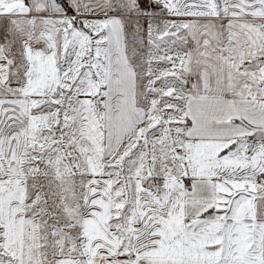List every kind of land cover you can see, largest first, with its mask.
<instances>
[{"label": "snow or ice", "instance_id": "snow-or-ice-1", "mask_svg": "<svg viewBox=\"0 0 264 264\" xmlns=\"http://www.w3.org/2000/svg\"><path fill=\"white\" fill-rule=\"evenodd\" d=\"M0 264H264V0H0Z\"/></svg>", "mask_w": 264, "mask_h": 264}]
</instances>
